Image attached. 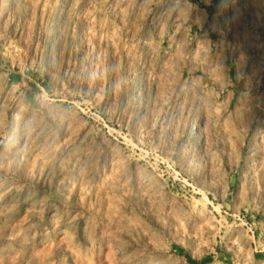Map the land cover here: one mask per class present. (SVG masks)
<instances>
[{"label": "rangeland", "instance_id": "rangeland-1", "mask_svg": "<svg viewBox=\"0 0 264 264\" xmlns=\"http://www.w3.org/2000/svg\"><path fill=\"white\" fill-rule=\"evenodd\" d=\"M0 264H264V0H0Z\"/></svg>", "mask_w": 264, "mask_h": 264}]
</instances>
